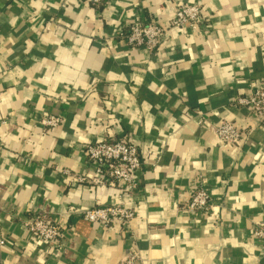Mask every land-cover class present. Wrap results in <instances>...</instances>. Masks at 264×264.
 Returning <instances> with one entry per match:
<instances>
[{
	"label": "crops",
	"instance_id": "0c3cea01",
	"mask_svg": "<svg viewBox=\"0 0 264 264\" xmlns=\"http://www.w3.org/2000/svg\"><path fill=\"white\" fill-rule=\"evenodd\" d=\"M209 16L175 28L159 49L120 36L136 16L168 24L181 4ZM264 83V0H0V264H264V121L237 105ZM60 116L59 127L43 119ZM233 121L240 146L201 125ZM130 137L146 163L140 189L78 183L85 144ZM214 203L187 209L198 181ZM126 202L127 228L83 217ZM65 227L58 243L31 236L34 211Z\"/></svg>",
	"mask_w": 264,
	"mask_h": 264
},
{
	"label": "built area",
	"instance_id": "2783aa9c",
	"mask_svg": "<svg viewBox=\"0 0 264 264\" xmlns=\"http://www.w3.org/2000/svg\"><path fill=\"white\" fill-rule=\"evenodd\" d=\"M90 1L100 6L107 0ZM208 20L209 16L199 4L187 3L177 8L168 24L164 25L158 21L136 16L119 30V34L131 47L152 52L169 40L173 29L185 27L199 31L208 27ZM237 105L248 110L250 119L264 121V83L253 87L249 94L240 96ZM42 122L48 127H59L62 120L60 116L49 115ZM200 124L211 128L225 145L240 146L245 139L244 127L233 121L223 120L215 124L203 117ZM84 154L88 162L85 172L72 173L70 170H65L66 174L72 176L74 182L118 187L122 192L131 194L140 189V172L146 160L142 156L139 144L132 138H104L90 142L85 144ZM213 206L211 196L200 178L190 195L187 209L192 213H210L213 211ZM82 211L86 220L100 223L104 227L119 222L128 228L136 216L135 207L129 206L124 201L93 206ZM26 225L31 236L51 243H58L65 229L58 219H53L48 213L38 210L33 212ZM252 233L264 252V222L256 224ZM7 241L0 224V249L7 244ZM118 264H142V260L138 251L129 250Z\"/></svg>",
	"mask_w": 264,
	"mask_h": 264
}]
</instances>
